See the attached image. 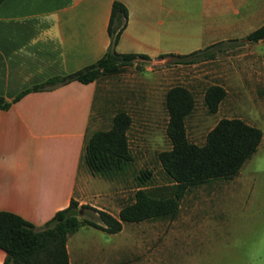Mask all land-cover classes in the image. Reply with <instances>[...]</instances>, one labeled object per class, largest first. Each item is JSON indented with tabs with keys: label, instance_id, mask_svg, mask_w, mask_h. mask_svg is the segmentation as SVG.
I'll return each instance as SVG.
<instances>
[{
	"label": "crops",
	"instance_id": "1",
	"mask_svg": "<svg viewBox=\"0 0 264 264\" xmlns=\"http://www.w3.org/2000/svg\"><path fill=\"white\" fill-rule=\"evenodd\" d=\"M112 1L127 11L114 50L150 61L232 43L264 21V0H0V98L8 104L0 108V211L35 228L70 199L84 204L80 196L90 192L91 174L80 155L97 80L13 98L96 61L109 45ZM251 23L257 25L247 30ZM4 256L0 249V264Z\"/></svg>",
	"mask_w": 264,
	"mask_h": 264
},
{
	"label": "rangeland",
	"instance_id": "2",
	"mask_svg": "<svg viewBox=\"0 0 264 264\" xmlns=\"http://www.w3.org/2000/svg\"><path fill=\"white\" fill-rule=\"evenodd\" d=\"M250 25L247 30L257 24ZM216 47L221 50L204 62L176 64L171 56L163 63L135 60L97 79L89 131L108 127L114 111H126L132 161L122 175L88 176L90 192L80 200L90 208L78 209L77 217L98 222L95 207L116 216L131 201L140 171L149 172L150 187L169 183L157 153L170 147L163 94L172 85L185 86L194 97L184 121L189 141L202 144L219 118L237 117L260 129L256 151L231 179L189 188L171 219L124 222L116 233L80 226L67 236L69 264H264V39ZM212 84L225 96L208 114L202 93Z\"/></svg>",
	"mask_w": 264,
	"mask_h": 264
},
{
	"label": "trees",
	"instance_id": "3",
	"mask_svg": "<svg viewBox=\"0 0 264 264\" xmlns=\"http://www.w3.org/2000/svg\"><path fill=\"white\" fill-rule=\"evenodd\" d=\"M127 18L124 5L112 1L107 20L106 32L109 45L106 51L93 63L63 76H51L43 82L32 85L16 94L13 100L30 91L49 89L69 81L89 83L100 76L117 73L131 64L135 58L142 62L149 57L138 53H118L114 50L120 31ZM264 39V21L255 29L234 42H256ZM222 42L186 54H168L173 63H192L212 59L216 47ZM235 45V44H234ZM225 90L217 84L208 85L202 99L206 113L213 114ZM8 104L0 98V108ZM163 106L167 115L164 128L170 147L157 153L160 167L168 179L164 186L150 187L146 184L148 171H140L135 176L136 189L131 201L123 204L116 216L100 209L91 208L98 222L78 218V209L90 208L78 205L70 199L66 207L57 210L40 228L20 216L0 211V249L5 253L2 264H69L66 239L79 226L88 225L106 233L120 231L124 222L135 223L144 220L171 219L178 209L182 195L192 187L209 181L234 177L243 163L251 157L261 140L259 128L237 117L219 118L206 132L202 144L189 141L186 137L184 121L192 113L194 97L182 85H172L163 94ZM130 116L124 110H116L110 117L107 128L96 129L87 134L80 155V162L91 175L106 178L122 175L132 161L127 141Z\"/></svg>",
	"mask_w": 264,
	"mask_h": 264
},
{
	"label": "water",
	"instance_id": "4",
	"mask_svg": "<svg viewBox=\"0 0 264 264\" xmlns=\"http://www.w3.org/2000/svg\"><path fill=\"white\" fill-rule=\"evenodd\" d=\"M167 58H169L168 56H164V57H157L154 60H151L150 62H160L163 63L165 60H167Z\"/></svg>",
	"mask_w": 264,
	"mask_h": 264
}]
</instances>
